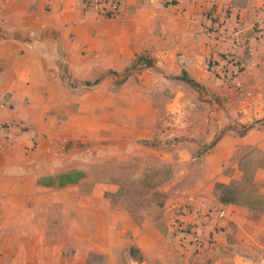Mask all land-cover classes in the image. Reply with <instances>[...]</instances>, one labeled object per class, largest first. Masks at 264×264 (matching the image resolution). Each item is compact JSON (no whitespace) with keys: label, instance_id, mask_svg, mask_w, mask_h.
Returning <instances> with one entry per match:
<instances>
[{"label":"crops","instance_id":"obj_1","mask_svg":"<svg viewBox=\"0 0 264 264\" xmlns=\"http://www.w3.org/2000/svg\"><path fill=\"white\" fill-rule=\"evenodd\" d=\"M83 1L0 0V264H264V208L224 206L215 190L244 178V150L264 158V36L238 76L260 99L244 117L247 101L231 103L208 72L201 31L210 13L252 14L264 0H124L119 18ZM148 141L172 173L158 215L136 218L119 184L90 177L99 158L86 148L122 143L132 156ZM66 144L82 146L81 158ZM200 146L210 148L193 157ZM72 171L85 176L59 186ZM250 181L264 201V165ZM173 218L212 247L190 255Z\"/></svg>","mask_w":264,"mask_h":264},{"label":"rangeland","instance_id":"obj_2","mask_svg":"<svg viewBox=\"0 0 264 264\" xmlns=\"http://www.w3.org/2000/svg\"><path fill=\"white\" fill-rule=\"evenodd\" d=\"M223 10H225L223 14L221 13L222 11L216 14L218 17L216 25L220 33L223 34L220 35L223 38L217 41L216 47L213 45L209 46L211 53L217 50L219 51L213 56L215 58L214 61H221L214 64L213 60L211 61L212 63L208 61L206 67H209L208 72L212 79L218 82L217 86L224 88L230 96L229 99L232 98L230 100L231 103H233V98H235L234 103L237 106L243 104L245 100L247 101L250 107L246 109L238 107L240 113H236L239 116L250 117L251 114H254V106L260 99L257 98L256 93H254L256 92L255 84L249 83L245 85L243 82L240 84L238 83V76L242 71L249 68V62L253 64L252 59L255 57V54L253 53L251 57H249L251 50H255V47L259 49L258 47L261 45L258 40L264 36V5L258 8L256 6L252 14L251 12H239L236 14L235 11L232 12L229 6L225 7ZM255 36H259L258 39H255ZM227 43L232 44L231 49L226 47ZM256 44L258 46H256ZM214 47L218 49L213 50ZM242 52L245 57L240 55ZM221 57H223V59H221ZM126 76V72L116 76L117 79L112 83V89L118 88ZM244 86H246V88H244ZM190 87L193 90L200 91V88L197 89L196 86L190 85ZM256 107L258 108L259 106L257 105ZM255 111L257 112V110ZM240 132L242 131H239V133ZM215 137H217V134ZM142 145L143 147L140 149L137 148L136 154L132 156L127 154L128 146H124L122 143H120L118 147H102L100 149L101 152H98L99 149L95 147L86 148L87 158H99L94 165H91L89 171L90 177L102 184H119L121 191H119L118 194V201L126 207V209H131L135 213L136 218L142 217L144 211H150L152 216L158 215L157 205L164 202L166 198V195L160 192V190L168 183L172 173V166L170 164L154 157L152 154L153 148L150 146L149 141L146 142V144L142 143ZM209 148V146L197 147L192 155L193 157H198L206 153ZM36 149V145L33 144V146L27 148L26 154L33 153ZM132 149L133 148H130V150ZM83 151L82 146L78 144H66L64 148V153L72 155L74 158H81ZM244 151H246L248 155V158L243 161V167L246 171L244 178L241 181H235L226 185L228 186L227 189L222 190V188H219L217 191L227 193L232 198L234 197L238 203L264 208V201H260L257 198L256 192L250 185V179L254 169L264 165V158L261 152L256 149H246ZM43 154L44 156H50L47 151ZM91 185V183H88L87 187H91ZM217 191L216 193L219 195ZM153 193L154 195H152ZM184 206L186 205L184 204ZM175 219L176 218L172 219V224ZM194 226L196 225H188L183 228V230L187 234H190ZM184 240L185 237L179 241L183 242ZM193 242L196 241L190 237V239L188 241L185 240L183 244L184 248L190 252V255L196 256L202 251L192 247V244H194ZM211 243L213 242L211 241ZM211 243L208 244L209 246L207 249L212 247Z\"/></svg>","mask_w":264,"mask_h":264},{"label":"built area","instance_id":"obj_3","mask_svg":"<svg viewBox=\"0 0 264 264\" xmlns=\"http://www.w3.org/2000/svg\"><path fill=\"white\" fill-rule=\"evenodd\" d=\"M82 4L85 10L87 11L94 10L97 14L105 18H119L121 16V10L124 4V0H84ZM224 12L225 10H222V14ZM217 22H218L217 15L210 13L206 15V20L201 26V31L207 39L208 46L210 45L217 46V41L219 39L222 40L223 38L222 36H220L223 34H221L220 30L217 28L216 25ZM215 47L213 48V50L218 49ZM218 52H219L218 50L214 52L213 56ZM185 207L186 206H184V204H179V205L177 204L174 208L175 213L179 215L180 213L183 212ZM173 225L175 226L176 231H178L180 234L186 235L185 236L186 238L190 239V237H192L193 240L196 241L193 242L194 244H192V247L198 249L199 251H202L203 246L205 244L208 245L211 243V239L209 237L208 238L203 237V235L200 232H198L195 226L192 227L190 232V234L192 235H190L183 230V228H185L186 226H182L181 223L179 222V219H175Z\"/></svg>","mask_w":264,"mask_h":264},{"label":"trees","instance_id":"obj_4","mask_svg":"<svg viewBox=\"0 0 264 264\" xmlns=\"http://www.w3.org/2000/svg\"><path fill=\"white\" fill-rule=\"evenodd\" d=\"M221 59H223V57H221ZM212 60H213L212 57H209V59L207 60V62L208 61L211 62ZM220 61L216 60V61L213 62V64L214 63H218ZM207 69H209L208 66H207ZM210 69H211V67H210ZM182 80L185 81L186 83L192 85V86L198 87L197 84L193 80L189 79L186 75H183L182 76ZM84 176H85V174L83 172L72 171V172H69V173H67L65 175L58 176L57 177V180H58L59 186H64L66 184L76 183V182H78L79 179L83 178ZM227 187L228 186L223 185V184H216L215 185V190L217 191V189H219V188H222V190H223V189H227ZM217 192L219 193V202H220V204H222L224 206H229V205H244L242 203H238V201L234 197L232 198L227 193H225V192L223 193V191L222 192L217 191ZM153 195H154V193H153ZM162 204L163 203H160L159 206H161Z\"/></svg>","mask_w":264,"mask_h":264}]
</instances>
